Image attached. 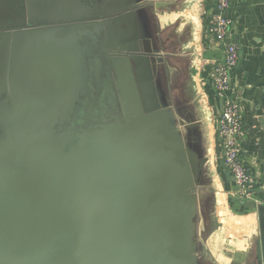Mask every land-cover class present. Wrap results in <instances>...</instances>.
<instances>
[{
	"label": "water",
	"instance_id": "obj_1",
	"mask_svg": "<svg viewBox=\"0 0 264 264\" xmlns=\"http://www.w3.org/2000/svg\"><path fill=\"white\" fill-rule=\"evenodd\" d=\"M149 2L21 0L0 22V264H204L208 158L162 87Z\"/></svg>",
	"mask_w": 264,
	"mask_h": 264
},
{
	"label": "crops",
	"instance_id": "obj_2",
	"mask_svg": "<svg viewBox=\"0 0 264 264\" xmlns=\"http://www.w3.org/2000/svg\"><path fill=\"white\" fill-rule=\"evenodd\" d=\"M214 7V0H150L144 11L152 42L168 67L164 92L179 116L197 125L199 149L208 158L212 189L206 188L205 196L213 203L200 258L204 264H257L258 215L245 204L258 201L264 190V0H231L227 11L230 44L239 54L229 79L242 116L240 157L254 182L249 202L235 196L223 167L217 133L221 103L210 81L213 66L224 58V46L208 33Z\"/></svg>",
	"mask_w": 264,
	"mask_h": 264
},
{
	"label": "built area",
	"instance_id": "obj_3",
	"mask_svg": "<svg viewBox=\"0 0 264 264\" xmlns=\"http://www.w3.org/2000/svg\"><path fill=\"white\" fill-rule=\"evenodd\" d=\"M215 7L210 16L208 33L216 44L224 46L223 60L215 64L210 72L211 85L221 103L217 120V133L222 148V160L235 186V196L244 202L252 199L254 182L246 171L241 157L239 141L244 135L240 107L232 97L229 75L239 59L237 46L226 43L231 20L227 11L231 0H214Z\"/></svg>",
	"mask_w": 264,
	"mask_h": 264
},
{
	"label": "flooded vegetation",
	"instance_id": "obj_4",
	"mask_svg": "<svg viewBox=\"0 0 264 264\" xmlns=\"http://www.w3.org/2000/svg\"><path fill=\"white\" fill-rule=\"evenodd\" d=\"M22 9L21 0H7V3L3 1L0 4V22H20L22 20L21 17H25ZM20 28L22 27L10 26L5 29V32H12Z\"/></svg>",
	"mask_w": 264,
	"mask_h": 264
}]
</instances>
